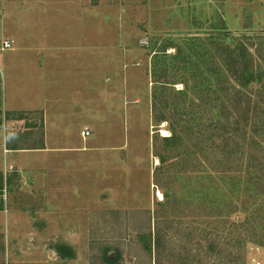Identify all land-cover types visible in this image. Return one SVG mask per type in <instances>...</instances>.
<instances>
[{"label":"rangeland","instance_id":"374dc122","mask_svg":"<svg viewBox=\"0 0 264 264\" xmlns=\"http://www.w3.org/2000/svg\"><path fill=\"white\" fill-rule=\"evenodd\" d=\"M6 39L13 42L0 49L2 132L16 146H34L44 119L40 110L6 109L5 56L54 55L69 100L80 102L71 108L88 117L69 121L56 142L82 145L85 126L95 149L83 160L84 173L68 172L65 219L39 214L49 205L30 182L9 189L0 211L26 215L13 224L0 220V264H264V184L249 192L261 194L253 207L243 186L229 199L225 177L245 173L247 162H215H224L225 143L214 144L209 93L210 71L224 70L218 41L242 42L264 73V0H0V48ZM40 62L47 87L46 65L56 61ZM222 88L216 86L224 98ZM172 128L181 137L166 140ZM256 137L253 152L264 157L263 135ZM244 206L246 224L243 212L228 213ZM149 234L151 251L142 240ZM64 243L73 252L61 257L55 246ZM105 252L117 261L106 262Z\"/></svg>","mask_w":264,"mask_h":264},{"label":"crops","instance_id":"0c3cea01","mask_svg":"<svg viewBox=\"0 0 264 264\" xmlns=\"http://www.w3.org/2000/svg\"><path fill=\"white\" fill-rule=\"evenodd\" d=\"M41 59L56 61L52 67L51 62L46 65L48 72H52L50 78L46 77V79L49 78L47 87L41 79V70H44V65L42 66L40 62ZM60 60L58 56L54 55L40 58L24 53H13L3 59V66L9 73L11 84H9L10 89L6 98V109L10 113L21 110H40L44 119L41 138L38 139L39 143L34 146H16L13 144L16 138L12 134L5 135V132L3 133L0 129V137L3 133V141L0 142V187L6 184L8 191L10 189L14 192L20 187L22 181L30 182L33 191L40 189L43 204L49 205L48 209L40 210L39 214L52 219H65L62 206H64L67 197L72 196L69 192L63 191L67 177L70 178L69 170L73 169L78 175L84 173L86 168L83 160L91 155L89 151L95 149L90 145L91 140L88 139L91 132L89 131V134L85 136L82 134L87 129L85 126L80 129L82 145H63L56 142V140L64 138L65 127L69 121L77 124L78 121L85 122L88 119L82 109L71 108L70 103L78 105L79 101L77 98L69 100L70 93L64 81V70L57 63ZM58 67H61L63 73L59 76L58 73L61 69ZM82 105L84 106V104ZM8 142L11 145H8ZM72 150L82 151L74 152ZM84 181L86 182V178ZM90 181H93L91 177ZM19 214L26 215L20 209L19 211L11 209L8 213L0 211V220L7 218L13 224L15 220H19ZM70 248L73 252V248Z\"/></svg>","mask_w":264,"mask_h":264},{"label":"trees","instance_id":"16d2710c","mask_svg":"<svg viewBox=\"0 0 264 264\" xmlns=\"http://www.w3.org/2000/svg\"><path fill=\"white\" fill-rule=\"evenodd\" d=\"M237 42L239 46L236 47L229 43L217 42V47L225 45L222 50L225 49L226 53L221 58L224 70L218 68V70L213 69V71H210V80L213 84L211 88L213 89L211 91L210 88L211 92L209 93L214 97V103L212 104L213 120L210 119L213 123L210 130L214 137V144H217L216 138H218V142L222 140L225 143L223 145L225 150L224 162L219 161L218 158L215 162L224 163V168L230 167L229 165L232 166L238 160L240 161L238 164L242 165L247 162L245 173H227V177H225L228 181L226 192L229 193V199L232 195L238 198L241 195L239 192L241 186H243L244 191L246 188L245 194L254 199L253 203H250L253 207L260 201L261 194L255 193L256 198H254L253 194L249 192H255L254 190L261 187L260 184H264V157H260L256 152H253V149L259 145L256 136L263 135L264 138V73L261 71L260 66H253L250 50L239 40ZM192 46L187 49L192 51ZM203 47L205 48L202 51L209 53L211 47L207 45H203ZM221 84L224 98L218 96L219 91L216 89V86ZM252 89H255V91ZM188 90L186 84L181 93L187 94L186 91ZM175 129L172 128V134L165 137L166 140L173 141L181 137ZM239 141H241V144ZM232 190L233 193L231 194ZM248 197L246 196L244 199H248ZM237 198L231 202L236 203ZM244 199L242 201L246 204ZM248 210L245 206L241 210L229 208L228 213L233 215L237 211L243 212L244 219L241 222L246 224ZM250 219L254 221V218ZM142 240L145 248L151 251L152 235L143 236ZM55 247L61 257L69 256L65 253L66 251L72 252L71 248L65 244H57ZM104 260L108 263H114L117 261V254L112 256L105 252Z\"/></svg>","mask_w":264,"mask_h":264},{"label":"built area","instance_id":"2783aa9c","mask_svg":"<svg viewBox=\"0 0 264 264\" xmlns=\"http://www.w3.org/2000/svg\"><path fill=\"white\" fill-rule=\"evenodd\" d=\"M12 40H9V39H6V40H3L2 42V45H1V50H6V49H10L12 48ZM82 134L85 136V135H88L89 134V130L88 129H85ZM8 201V188L6 186V184L2 187H0V203L2 202L3 205H6Z\"/></svg>","mask_w":264,"mask_h":264},{"label":"bare ground","instance_id":"6f19581e","mask_svg":"<svg viewBox=\"0 0 264 264\" xmlns=\"http://www.w3.org/2000/svg\"><path fill=\"white\" fill-rule=\"evenodd\" d=\"M163 132H166V130L164 129ZM160 193V192H159ZM161 195V194H160Z\"/></svg>","mask_w":264,"mask_h":264}]
</instances>
